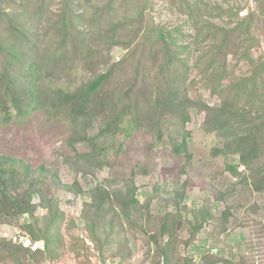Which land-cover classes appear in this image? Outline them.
<instances>
[{"label":"rangeland","instance_id":"1","mask_svg":"<svg viewBox=\"0 0 264 264\" xmlns=\"http://www.w3.org/2000/svg\"><path fill=\"white\" fill-rule=\"evenodd\" d=\"M35 1L10 4L29 43L0 24V73L8 63L13 94L0 105V264L68 254L84 264V235L114 264H264V147L245 164L233 137L257 125L264 139V0H65L79 15L68 51ZM109 5L112 24L99 32L96 14ZM98 78L96 100L110 104L95 108L94 90L85 114L78 97ZM239 82H255L256 96L227 100ZM158 86L178 97L162 93L154 107ZM14 100L30 113L18 115ZM224 102L248 112L219 131ZM122 107L136 119L129 136L115 122ZM15 228L45 250L14 243Z\"/></svg>","mask_w":264,"mask_h":264},{"label":"trees","instance_id":"2","mask_svg":"<svg viewBox=\"0 0 264 264\" xmlns=\"http://www.w3.org/2000/svg\"><path fill=\"white\" fill-rule=\"evenodd\" d=\"M48 1L50 0H36L34 4L33 14L35 15V17L38 18L40 24H42L41 26L47 32L52 33L53 36L56 35V37L59 40L60 47L63 49L65 48V50L68 51L69 50L68 46H70V44H75V41H76L75 36L73 35V32H74L73 20L79 17V15L75 13L78 10L77 6H73L68 1L63 0L62 5L59 7L56 13L48 14L46 13L47 8H49L47 4ZM12 2L13 0H0V24L2 27V33L11 39H17V41L21 42L22 44L29 43L28 36L30 34V29H28L24 25V23L20 21L21 19L20 14L19 15L14 14L16 7L13 6V9H12L11 7L12 5H10V4H14ZM98 10L99 11L96 14V17L98 18L96 20H98L100 23L99 32H102V29L105 28L106 24L107 25L112 24V17H111L112 15L110 12V5L99 7ZM141 17L144 18V12H141ZM44 23L46 25H44ZM109 27L110 28L112 27L111 29L112 32H116L117 29L114 28L115 27L114 25L113 26L111 25ZM156 31L158 32L159 35L163 34L162 30L159 27L155 28L154 31L152 32H156ZM168 35H170V33H168ZM228 39L229 38L227 35L222 37V40L220 42L221 44L220 47H223L222 45L225 42H227ZM1 49H2L1 52L3 53L5 52L6 54V51L8 50V48L6 46L1 45ZM21 52L22 54L25 53L23 50ZM170 64L171 62L165 64L164 68L171 67ZM4 67H5L4 72H2V74L0 73V86L1 88H3L2 92H4L3 95H1L2 97H0V100H1L0 105L2 104L6 106L7 101L11 98L13 94L11 93V87H12L11 82L7 81L10 75L9 73L10 67L8 63H5ZM101 84H102V78H98L95 81V84L91 86L90 90L86 91L85 93H81V95L78 97L81 100V105L80 104H76V105L77 107H79V109L81 108L85 114L89 113V110L93 104L92 92H94V90H95V108L97 106L98 107L101 106L102 108L109 106L110 101L108 99L105 102H102V101L100 102L99 100H96L97 90ZM166 89L167 90H164L163 92L162 86L156 87L157 97L156 99H153L154 101L152 100L154 103V107L159 108L158 106H161V100L163 99L161 96L162 93H163L162 95H165V96L169 95L170 97L173 96V98L178 97L177 93L173 92L174 90L173 88H166ZM217 89H218V86L214 88V91H216ZM257 91H258V88L255 82L251 84H249L248 82H239L235 84L234 86H232L231 92L228 93L227 100H231V99L236 100L241 95H246L247 97H254L256 96ZM219 92L223 93L224 91H219ZM73 96L74 95H72V97ZM165 101H168L169 103H171L170 100L166 99ZM233 103L234 102H232L231 104L229 102V104H227L226 102H224V105L222 107H224L225 113L230 114V115H226V116L221 115V119L218 118L220 122H219V125L217 126V130L221 131V130H227L228 128H232V126L234 125L233 123L237 118L236 116H239V115L242 117L237 122H240V123L242 122L241 124L244 123L245 117H243V115L248 111H245L244 108L238 109V107H235ZM30 104L27 103L26 105H24V101L22 100H20L19 102H15L14 100V103H13V105H15V109L17 110L18 115H28L30 113L29 111ZM7 109L8 110H3V112L5 111L6 115H11L13 109H11L10 107H7ZM239 111H243V113L242 112L239 113ZM133 112L134 111L132 110L129 111L128 108L126 109V107H122L119 113H117V117H116L117 119L115 121L116 123L117 122L121 123L122 121L125 122V127L123 128V132L125 135H128V136L131 135L133 131L137 130V126L135 125L136 119L130 116V115H134ZM178 123H180V121L175 122L176 125ZM258 130H259V126L255 125L253 129H247V135L240 136V138L239 136L238 137L233 136L235 139L234 140L235 145L239 146V148L242 147L244 151V153L242 152L244 154L242 156L243 157L242 160L245 162V164H250L254 160V158H258L260 156L261 148L264 147V139L261 137L259 138L260 132ZM260 170L261 172L264 173V167H263V170L262 169ZM261 172H259L258 174L260 175ZM262 176L264 177V174ZM15 203L18 206V212L22 213L23 211H25L22 209V206L19 207L18 204L20 203L18 200H15ZM28 208L29 209H27V211L31 210L30 206H28Z\"/></svg>","mask_w":264,"mask_h":264},{"label":"built area","instance_id":"3","mask_svg":"<svg viewBox=\"0 0 264 264\" xmlns=\"http://www.w3.org/2000/svg\"><path fill=\"white\" fill-rule=\"evenodd\" d=\"M120 57H117V60H119ZM10 232V239L20 245L23 248L30 249L31 251H39L45 249V242L44 240L40 239H34L32 238L31 234L28 231L22 230V229H12L9 230ZM85 243L87 245V256L85 257L84 264H114V260L110 258L104 257L101 252L98 250V248L95 246V243L87 237V235L83 236ZM211 252H217V249H212ZM72 264H80L76 261H73ZM58 264V263H55ZM83 264V263H81Z\"/></svg>","mask_w":264,"mask_h":264},{"label":"crops","instance_id":"4","mask_svg":"<svg viewBox=\"0 0 264 264\" xmlns=\"http://www.w3.org/2000/svg\"><path fill=\"white\" fill-rule=\"evenodd\" d=\"M9 229H11L10 227H8ZM7 228V229H8ZM45 250V249H44ZM44 250H39V251H31V252H42ZM54 263V262H53ZM74 263L73 261H70V254L65 255V259H62L58 262V264H72Z\"/></svg>","mask_w":264,"mask_h":264}]
</instances>
